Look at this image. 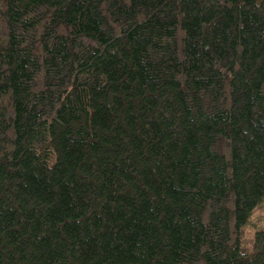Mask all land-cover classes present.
<instances>
[{
	"label": "trees",
	"instance_id": "16d2710c",
	"mask_svg": "<svg viewBox=\"0 0 264 264\" xmlns=\"http://www.w3.org/2000/svg\"><path fill=\"white\" fill-rule=\"evenodd\" d=\"M264 0H0V264H264Z\"/></svg>",
	"mask_w": 264,
	"mask_h": 264
},
{
	"label": "rangeland",
	"instance_id": "374dc122",
	"mask_svg": "<svg viewBox=\"0 0 264 264\" xmlns=\"http://www.w3.org/2000/svg\"><path fill=\"white\" fill-rule=\"evenodd\" d=\"M264 229V201L252 212L249 222L245 227L246 241L253 239L257 230Z\"/></svg>",
	"mask_w": 264,
	"mask_h": 264
}]
</instances>
